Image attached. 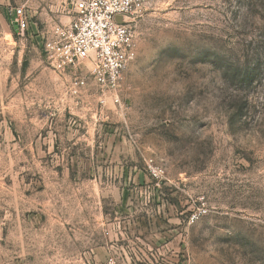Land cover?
Instances as JSON below:
<instances>
[{
	"label": "rangeland",
	"instance_id": "1",
	"mask_svg": "<svg viewBox=\"0 0 264 264\" xmlns=\"http://www.w3.org/2000/svg\"><path fill=\"white\" fill-rule=\"evenodd\" d=\"M136 4L100 106L43 58L66 0H0V264H264V0Z\"/></svg>",
	"mask_w": 264,
	"mask_h": 264
},
{
	"label": "built area",
	"instance_id": "2",
	"mask_svg": "<svg viewBox=\"0 0 264 264\" xmlns=\"http://www.w3.org/2000/svg\"><path fill=\"white\" fill-rule=\"evenodd\" d=\"M137 0H66L72 8L68 25L55 24L43 43V57L59 75L72 76L71 87L84 89L89 81L97 87L98 104L105 105L111 95L119 104L116 91L128 64L135 58L134 34L130 17ZM10 25L23 35L29 17L23 7L8 8ZM154 178L159 175L151 169Z\"/></svg>",
	"mask_w": 264,
	"mask_h": 264
},
{
	"label": "crops",
	"instance_id": "3",
	"mask_svg": "<svg viewBox=\"0 0 264 264\" xmlns=\"http://www.w3.org/2000/svg\"><path fill=\"white\" fill-rule=\"evenodd\" d=\"M7 10V9H6ZM65 10H66V16L62 19V18H60L59 17V23L60 24H62V25H64L63 23L64 22H68V24L71 22V20H72V8H71V6L70 5H66V8H65ZM55 19H57L58 20V16H53ZM30 19V18H29ZM68 19V20H67ZM63 22V23H62ZM67 24V25H68ZM11 26V28L15 31V32H17V27L15 26V25H10ZM29 28H30V24H29V21H28V26H27V30H26V32H28V30H29ZM44 29V28H43ZM17 34H18V32H17ZM42 35H43V33H42ZM44 58V57H43Z\"/></svg>",
	"mask_w": 264,
	"mask_h": 264
}]
</instances>
